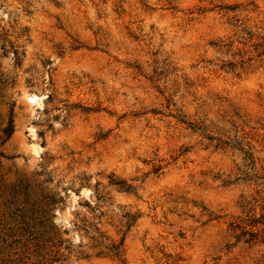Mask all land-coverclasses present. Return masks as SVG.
Listing matches in <instances>:
<instances>
[{"label":"rangeland","instance_id":"obj_1","mask_svg":"<svg viewBox=\"0 0 264 264\" xmlns=\"http://www.w3.org/2000/svg\"><path fill=\"white\" fill-rule=\"evenodd\" d=\"M0 73V264H264V0H0Z\"/></svg>","mask_w":264,"mask_h":264},{"label":"trees","instance_id":"obj_2","mask_svg":"<svg viewBox=\"0 0 264 264\" xmlns=\"http://www.w3.org/2000/svg\"><path fill=\"white\" fill-rule=\"evenodd\" d=\"M21 54L22 53L18 52L17 50H14L13 51L14 62L16 64H19L20 63V55ZM0 76H1V73H0ZM0 79H1V77H0ZM12 105L13 104H11V107L9 109V115H8L7 125L3 129L4 138H8L10 136V134L12 133V131H13ZM0 156H1V153H0ZM260 217L263 218V221L255 220L254 221L255 224H252V225H256L257 223H261V224L264 225V216H260ZM248 234H249L250 239H251V238H255V236L257 235V232L250 231Z\"/></svg>","mask_w":264,"mask_h":264},{"label":"bare ground","instance_id":"obj_3","mask_svg":"<svg viewBox=\"0 0 264 264\" xmlns=\"http://www.w3.org/2000/svg\"><path fill=\"white\" fill-rule=\"evenodd\" d=\"M34 98H35V97H33V96H32V97H30V99H31L32 101L34 100Z\"/></svg>","mask_w":264,"mask_h":264}]
</instances>
